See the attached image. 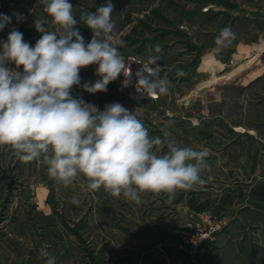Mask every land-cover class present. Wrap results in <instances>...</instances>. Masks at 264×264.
I'll use <instances>...</instances> for the list:
<instances>
[{
  "label": "rangeland",
  "instance_id": "374dc122",
  "mask_svg": "<svg viewBox=\"0 0 264 264\" xmlns=\"http://www.w3.org/2000/svg\"><path fill=\"white\" fill-rule=\"evenodd\" d=\"M106 2L69 0L78 22L76 27L86 44L93 34L80 21L81 11L94 12ZM111 2L114 5L113 19L124 41L119 52L130 64L133 77L129 84H123L121 74L107 85L106 92L94 94L75 86L72 89L74 97H82L100 110L107 104L120 103L135 112L148 129L150 137L163 138L168 133L177 143V129L180 133L200 130L206 118L202 111L211 113L219 97H227V94L237 90H241L245 96L244 105L248 107L250 104L253 111L264 110V0ZM0 14L11 18V22L0 29V42L6 41L9 32L15 28L23 33L25 42L35 46L43 35L33 26V20L37 18L43 17L50 30L57 27L43 13L39 0H0ZM19 15L25 19L19 20ZM225 27L231 28L235 39L219 55H213L211 50L215 47V38ZM156 45L162 49L158 54V63L163 69L161 75H167L171 82L169 92L167 95L142 97L135 91L134 74L140 67L135 62L147 60L149 55H157L153 50ZM249 58L252 60L245 63L241 70L222 77L237 63L246 62ZM9 67L15 68V65L10 64ZM96 68V65H90L81 69V84L98 79ZM178 69H182L184 75H177ZM212 75L214 82L199 89ZM245 90L249 91L246 93ZM249 92L253 95H249ZM248 99L256 102L250 103ZM262 116L264 118V112L259 117ZM166 151L164 147L160 154ZM67 190L59 181L49 177L47 165L42 159L23 162L8 146H0V264H44L39 256L40 249L44 247L56 257V264H129L142 258L141 251L135 253L120 247L117 254L112 244L107 248L110 240L105 236V231L106 226L111 224L96 217L103 213L94 208L87 182L83 190L84 198L78 205L72 203L74 191ZM182 192L177 191V199L181 200L179 196ZM146 194L151 197V202H147V215L139 212L141 210L137 207H126L121 201L114 204L110 217L116 231L115 243L121 241L123 223L130 228L128 234L133 235L134 232L139 237L138 231H143L142 228L146 229L148 225H161L170 210H175L171 203L166 202L167 194ZM181 205H185L183 199L177 205V214L182 213ZM199 212L209 213L204 210L192 211L183 217L182 223L186 219H194ZM138 214L142 218L146 216V220H137ZM96 219L100 223H95ZM241 238L239 250L244 259L247 258L241 264H264V234L261 240L254 239L249 232L241 233ZM146 239L144 256L156 244L152 234Z\"/></svg>",
  "mask_w": 264,
  "mask_h": 264
},
{
  "label": "clouds",
  "instance_id": "9594fccd",
  "mask_svg": "<svg viewBox=\"0 0 264 264\" xmlns=\"http://www.w3.org/2000/svg\"><path fill=\"white\" fill-rule=\"evenodd\" d=\"M39 4L55 30L41 17L33 20L36 31L43 33L35 46L15 28L0 42V146H8L23 162L42 159L49 177L65 187L82 176L89 189L103 188L112 197L123 196L137 205L142 203L141 193H165L171 203L177 191L205 183L201 174L212 171L207 148L181 146L168 133L152 138L135 112L120 103L100 110L72 95L75 86L94 94L106 92L121 74L126 83L133 77L119 52L124 41L111 0L94 12L81 11L80 21L93 34L87 44L69 0H39ZM10 22L0 14V29ZM234 39L231 28L221 29L211 54L219 55ZM153 50L157 55L135 62L140 66L134 74L135 88L142 97L167 95L170 88L158 63L162 49L156 45ZM90 65L97 66L98 79L81 84L80 71ZM177 75H184L183 70L178 69ZM164 147L167 151L160 154ZM72 203L78 205L79 198L73 197ZM39 256L44 264H56L47 247Z\"/></svg>",
  "mask_w": 264,
  "mask_h": 264
},
{
  "label": "crops",
  "instance_id": "0c3cea01",
  "mask_svg": "<svg viewBox=\"0 0 264 264\" xmlns=\"http://www.w3.org/2000/svg\"><path fill=\"white\" fill-rule=\"evenodd\" d=\"M231 94L219 97L215 102L216 108L211 113L202 111L206 118L200 130L191 129L180 133L177 129L175 132L180 145L196 149L207 148L210 152L207 163L212 169L211 173L205 171L201 174L205 183L197 184L191 190H180L184 193L179 197L185 202V205H181V214H177V205L181 200L177 199L176 193L171 202L175 210H170L162 221L164 224L161 222V225L153 227L148 225L146 229L142 228L143 231L137 232V237L134 232L133 235L128 234L130 228L122 222L121 241L115 243L116 231L111 218L114 204L121 201L126 207H137L142 213L146 211L151 197L141 193L142 203L137 205L126 201L123 196L112 197L103 188L91 190L94 208L103 213L96 217L111 224L106 226L105 231V236L110 240L107 248L112 244L113 249L116 247L117 254L121 248L135 253L141 251L142 258L129 264H241L242 260H247L239 250L241 233L249 232L254 239L261 240L264 234V118L259 116L264 110L253 111L250 104L248 107L244 105L243 102L246 101L241 90ZM215 117L219 118L214 120ZM209 175L212 176L210 180ZM85 182L84 177L78 176L72 187L67 186V191H74L72 197H78L80 202L84 198ZM198 210L207 211L216 219H224L225 225L212 244L201 245L196 249L184 241L186 238L182 221L186 214ZM145 214L147 215L146 212ZM100 220L96 219L95 223H100ZM137 220H146V216L142 218L138 214ZM145 234H152L156 244L144 256V244L148 236ZM135 238L139 240L136 241Z\"/></svg>",
  "mask_w": 264,
  "mask_h": 264
},
{
  "label": "built area",
  "instance_id": "2783aa9c",
  "mask_svg": "<svg viewBox=\"0 0 264 264\" xmlns=\"http://www.w3.org/2000/svg\"><path fill=\"white\" fill-rule=\"evenodd\" d=\"M225 223L205 212H199L194 219H186L183 223L185 242L199 248L201 245L212 244L217 233Z\"/></svg>",
  "mask_w": 264,
  "mask_h": 264
},
{
  "label": "bare ground",
  "instance_id": "6f19581e",
  "mask_svg": "<svg viewBox=\"0 0 264 264\" xmlns=\"http://www.w3.org/2000/svg\"><path fill=\"white\" fill-rule=\"evenodd\" d=\"M252 57V56H251ZM252 60V58H249L246 62H239V63H237L231 70H229L225 75H223L222 77H228V76H230V75H233L234 73H236L237 71H239V70H241L243 67H244V65H245V63H248V62H250ZM246 67V66H245ZM214 80H215V78H214V76L212 75L211 76V78H209L204 84H202L200 87H199V89L201 88H204V87H206V86H208L209 84H211V83H213L214 82ZM122 82H123V84H129V82H125V77L123 76V78H122ZM135 91H136V89H135ZM156 97V96H155Z\"/></svg>",
  "mask_w": 264,
  "mask_h": 264
}]
</instances>
